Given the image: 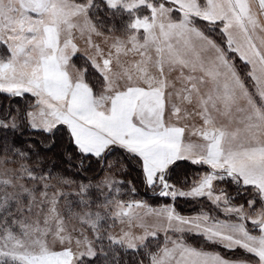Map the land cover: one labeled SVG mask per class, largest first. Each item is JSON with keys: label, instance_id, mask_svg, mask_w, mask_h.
<instances>
[{"label": "rangeland", "instance_id": "1", "mask_svg": "<svg viewBox=\"0 0 264 264\" xmlns=\"http://www.w3.org/2000/svg\"><path fill=\"white\" fill-rule=\"evenodd\" d=\"M104 1L108 8L128 12L132 19L120 25L123 30L116 35L98 31L90 22L85 4L68 0H0V39L10 51L9 58L0 63V94L29 95L28 127L49 132L56 125H65L83 154L100 157L112 146L135 151L145 159L146 183L156 178L153 190L165 183L161 199H169L174 193L165 181L170 165L163 162L170 150L161 148V137L151 139L153 129L161 128V112L149 122L143 118L146 104H160L161 100L162 115L166 116L173 105L167 100L176 94L172 88L185 84L175 77L167 88V82L161 79V40L165 43L170 39L167 35L173 37L175 26L192 28V17L207 22V30L215 37L223 36L227 51L249 66L254 79L264 68V17L256 0H163L167 5L161 0L155 6L150 0ZM142 6L149 9V16L138 9ZM176 22L182 25H171ZM197 50L203 56L199 60L213 59L206 47L198 45ZM69 52L70 57L75 56L73 59H66ZM222 52L225 54L223 49ZM250 83L251 93L264 92L261 83ZM204 85L205 90L213 88ZM3 126L15 128L18 119L11 116ZM210 166L214 167L211 171H225L222 166ZM32 171L22 160L0 159V263L77 264L94 256L100 242L134 250L154 235L137 222H125L128 213L153 206L145 202L136 209L123 208V204L137 199L129 193L121 198L122 187H117L120 181L114 170L109 169L92 186L39 177ZM245 177L254 180H245L244 184L257 185L264 201V173ZM222 187L237 189L239 184L234 179L206 173L188 188L187 197L224 205L217 213L225 222H245L249 234L264 227V214L251 210L258 204L255 199L242 208L231 207L220 191ZM99 193L102 200L96 197ZM164 206L169 205L161 208ZM204 215L197 220L191 215L181 216L188 218L193 233L233 250L238 236L235 229L241 227L217 226L214 221L207 222ZM173 237L162 235L165 241ZM240 242L247 250L256 247L264 252L263 239L247 235L244 240L240 237ZM246 262L257 264L258 259Z\"/></svg>", "mask_w": 264, "mask_h": 264}, {"label": "crops", "instance_id": "2", "mask_svg": "<svg viewBox=\"0 0 264 264\" xmlns=\"http://www.w3.org/2000/svg\"><path fill=\"white\" fill-rule=\"evenodd\" d=\"M186 1L196 2V0ZM171 25H182V22ZM194 29L195 27L177 28L175 26L173 37L167 35L170 39L165 43L161 40V79L167 82V88L169 82H172L175 77L183 79L185 84L181 88H172L176 92L174 97L170 96L168 100L164 97V100L173 103L166 116L162 115V100L160 104L153 101L144 107L143 118L146 122L153 120L161 112V128L153 129L154 134L151 139L161 137V148L170 150L163 162L165 166L171 165L176 160L203 164L212 170L214 167L210 165L222 166L225 171H218V173H231L233 179L244 186L255 188L260 195L257 185L244 184V182L245 176L255 177L264 173V171L259 172L260 169L264 170V92L253 94L248 91L233 64L223 54L221 47L196 29L200 33L198 34ZM198 45L206 47L213 55V59L199 60L203 56L197 50ZM6 47L8 48L7 45ZM69 55L70 52L66 59L75 57ZM88 59L91 61L89 57ZM91 63L94 65L93 61ZM97 68L99 72L102 70ZM248 69L250 70L249 66ZM259 73L260 76L253 79L255 74L250 75L249 72V77L252 81L261 83L264 90V68ZM204 83L213 87L211 91L205 90ZM184 89L186 94L182 92ZM120 148L127 150L123 146ZM128 150L139 156L135 151ZM139 158L145 175V159L140 156ZM155 179L152 178V183L147 185H154ZM189 190L174 192L172 196H187ZM164 207L166 208L161 206L139 208L136 212L128 213L125 222L129 223L132 220L141 228L154 232V235L147 240L158 235L187 233L201 235L189 229L187 217L177 214L171 205ZM226 209L229 210V208ZM201 215L203 214L191 216L197 220ZM204 217L207 222L213 221L206 215ZM214 223L217 226L220 224L240 226L241 230L239 227L235 229L238 233L235 248H241L257 257V264L264 262L263 251L256 247L247 250L240 242V237L244 240L247 235L264 240V227L260 226L259 233L253 235L247 232L245 222L240 220L214 221ZM222 247L225 248L223 245ZM150 264L249 263L230 261L215 252L198 250L172 238L159 249Z\"/></svg>", "mask_w": 264, "mask_h": 264}, {"label": "trees", "instance_id": "3", "mask_svg": "<svg viewBox=\"0 0 264 264\" xmlns=\"http://www.w3.org/2000/svg\"><path fill=\"white\" fill-rule=\"evenodd\" d=\"M68 1L87 5L91 24L104 34L116 35L123 30L120 25H123L127 20H132L128 12L124 13L117 8L110 9L106 6L104 0ZM150 1L152 4L154 3V6L157 3L161 4V0ZM162 4L167 5V2L162 0ZM140 8H142L146 16L150 15L148 8L142 6L138 9ZM190 24L223 49L227 60L233 64L245 87L249 90L251 79L248 68L233 53L227 51L223 36H213L207 30L210 24L197 18L192 17ZM9 56L8 48L0 40V63L6 61ZM89 69L92 70L91 67ZM95 75L98 77L97 73ZM29 101H31L29 95L12 97L0 94V159L10 162L22 160L27 168L33 169L32 172L35 175H39V177L45 176L53 180H70L76 184H90L91 186L97 183L102 175L111 169L114 170L113 174L120 181V185H117V187H122L120 190L122 199L130 194L137 200L143 199L153 207L171 205L179 215L186 216L204 213L213 221H226L217 213V210H221L225 206L222 204L214 205L205 198L194 199L183 195H175L174 197L171 195L168 197L169 199H161V193L159 195L156 194L159 189L153 190L155 188L154 185H147L140 159L117 146H112L102 156L95 157L79 151L65 125H56L49 132L29 128L26 122V112L30 108L27 105ZM11 116L18 119V126L12 129L3 126V123L8 121ZM108 167L110 168L108 169ZM206 173L216 174L202 164L176 160L166 170L165 181L168 187L173 188V192H182L192 187L194 182ZM238 184L239 187L237 189L232 187L220 188V191L226 195L227 205L242 208L249 200L255 199L258 204H255L251 210L264 214V201L260 198L255 188L244 186L240 182ZM93 193L95 194V192ZM96 197L98 200H102L101 193L96 194ZM245 228L247 229L246 224ZM258 233L259 230L255 229L252 232L254 235ZM173 238L195 249L215 252L230 261L257 262V258L254 255L241 248L227 250L202 236L181 234L174 235ZM166 242L162 235H158L147 240L144 245L131 250L120 244L103 241L98 244V249L94 256L81 259L77 264H150L156 253Z\"/></svg>", "mask_w": 264, "mask_h": 264}, {"label": "water", "instance_id": "4", "mask_svg": "<svg viewBox=\"0 0 264 264\" xmlns=\"http://www.w3.org/2000/svg\"><path fill=\"white\" fill-rule=\"evenodd\" d=\"M256 2H257V4H258L259 7H260V12H261L262 16L264 17V0H256ZM225 176H226V177H230V178L233 177V175H232L231 173H227V174H225ZM164 185H165V183L163 184V187H164ZM162 190H163V188H161V189L157 192V194H159Z\"/></svg>", "mask_w": 264, "mask_h": 264}, {"label": "built area", "instance_id": "5", "mask_svg": "<svg viewBox=\"0 0 264 264\" xmlns=\"http://www.w3.org/2000/svg\"><path fill=\"white\" fill-rule=\"evenodd\" d=\"M141 205H143V201L139 200V201L123 204V207L124 208H128V209H135V208H137L138 206H141Z\"/></svg>", "mask_w": 264, "mask_h": 264}]
</instances>
